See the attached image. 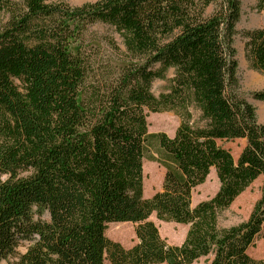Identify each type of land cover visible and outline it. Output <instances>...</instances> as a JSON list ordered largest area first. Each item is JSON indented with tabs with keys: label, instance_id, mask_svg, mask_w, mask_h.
I'll return each mask as SVG.
<instances>
[{
	"label": "trees",
	"instance_id": "1",
	"mask_svg": "<svg viewBox=\"0 0 264 264\" xmlns=\"http://www.w3.org/2000/svg\"><path fill=\"white\" fill-rule=\"evenodd\" d=\"M240 19L241 0H0V264H105L106 254L111 264H264L248 254L264 238V126L234 93L233 47L241 34L264 73V28L239 33ZM97 24L122 48L88 44ZM157 81L168 84L158 96ZM163 112L180 120L173 137L148 130ZM235 140L246 142L237 159L220 144ZM145 160L165 170L149 199ZM212 170L218 192L193 207ZM259 178L249 218L220 228ZM153 214L189 226L183 243L163 239ZM114 223L137 225L132 248L106 237Z\"/></svg>",
	"mask_w": 264,
	"mask_h": 264
},
{
	"label": "rangeland",
	"instance_id": "2",
	"mask_svg": "<svg viewBox=\"0 0 264 264\" xmlns=\"http://www.w3.org/2000/svg\"><path fill=\"white\" fill-rule=\"evenodd\" d=\"M100 0H48L49 3H62L71 8H79L87 4H93ZM257 0H241V19L237 30L239 33L245 31L264 28V12L256 9ZM88 44L98 47L108 55L111 52L110 41H115L121 48L122 42L118 34L108 26L97 24L89 28L86 36ZM246 40L241 34L234 40L235 59L238 63V87L234 90L236 96L244 99L255 108L256 118L260 125L264 126V102L258 101L253 97L256 92H264V73L251 69L245 53ZM173 72L169 73L172 77ZM167 82L157 81L153 84L152 92L158 96L164 92ZM148 130L152 134L164 133L173 137L179 124V118L173 112L150 113L147 118ZM229 150L235 159L238 158L245 147L244 140H235L220 143ZM165 170L158 164L149 160L144 161V198L149 199L162 190ZM263 185L262 178L255 181L244 193H242L232 204V206L219 217V227L222 229L231 228L245 222L252 213L257 201L261 196ZM220 188L219 180L215 170H212L204 184L197 187L192 194V205L195 207L200 202L208 201L213 198ZM150 220L156 225L160 236L170 245H180L185 240L189 226L176 224L173 222H163L153 214ZM136 224L133 223H114L110 224L106 230V237L119 243L123 248L130 249L137 243L135 230ZM27 245L24 243L17 253L23 254ZM248 254L257 260L264 258V238H259L254 246L248 250ZM105 264H111L108 255H105ZM212 256L202 258L194 264H211ZM17 258H10L2 261L1 264H13Z\"/></svg>",
	"mask_w": 264,
	"mask_h": 264
}]
</instances>
